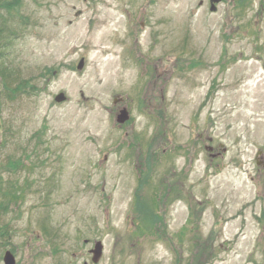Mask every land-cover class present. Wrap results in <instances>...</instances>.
I'll return each instance as SVG.
<instances>
[{"label":"rangeland","instance_id":"1","mask_svg":"<svg viewBox=\"0 0 264 264\" xmlns=\"http://www.w3.org/2000/svg\"><path fill=\"white\" fill-rule=\"evenodd\" d=\"M209 2L0 0V264H264V0Z\"/></svg>","mask_w":264,"mask_h":264},{"label":"water","instance_id":"2","mask_svg":"<svg viewBox=\"0 0 264 264\" xmlns=\"http://www.w3.org/2000/svg\"><path fill=\"white\" fill-rule=\"evenodd\" d=\"M219 1L220 0H210V4H211L210 11L213 12L215 10V4L219 3ZM82 67H83V60H80L78 66H77V70H81ZM54 100L57 103H61V102H64L66 100V98L63 94H58ZM116 103H117V101L114 100L113 104H116ZM128 120H129V114L125 108L121 109L115 118V122L119 125L124 124ZM102 250H103L102 243L96 242L93 250H91L92 262L94 264L98 263V261L100 260V258L102 256ZM3 262H4V264H14L15 263L12 255L9 252L5 253Z\"/></svg>","mask_w":264,"mask_h":264},{"label":"trees","instance_id":"3","mask_svg":"<svg viewBox=\"0 0 264 264\" xmlns=\"http://www.w3.org/2000/svg\"><path fill=\"white\" fill-rule=\"evenodd\" d=\"M0 5L2 6V8H6L7 10H12V7H13V5H15V3L14 4H7V3H0ZM237 5L239 6V5H241V2H240V0H237ZM0 77L1 78H3L4 77V71H2L1 69H0ZM11 163H13V162H9V164H8V167H11L12 166V164ZM0 171H1V169H0ZM144 182V181H143ZM143 182H141V185L140 186H142L143 185ZM9 186H10V188H9V191L7 192H4L3 193V195H2V197L4 198V199H6V201L8 202V203H11L10 201H13V203H15L16 202V199H17V197H16V192L14 193V187H13V184L12 185H10L9 184ZM12 190H14L11 194L9 193L10 191H12ZM7 197H8V200H7ZM139 201L138 202H136V205H138L137 207L139 208ZM2 204V203H1ZM0 204V206H2ZM147 210V208L145 209L144 207L143 208H141V210Z\"/></svg>","mask_w":264,"mask_h":264},{"label":"flooded vegetation","instance_id":"4","mask_svg":"<svg viewBox=\"0 0 264 264\" xmlns=\"http://www.w3.org/2000/svg\"><path fill=\"white\" fill-rule=\"evenodd\" d=\"M122 101L119 102V104L121 103ZM208 142H212V139L211 138H208ZM220 152L219 151H215L213 147L211 146H204V150L207 151L208 155L211 157V158H216V157H222V153H224L226 151L225 148H223V146L220 144ZM222 152V153H221ZM12 256L14 257V255L12 254ZM15 259V257H14ZM2 261H3V258H2ZM16 263V261H15Z\"/></svg>","mask_w":264,"mask_h":264}]
</instances>
